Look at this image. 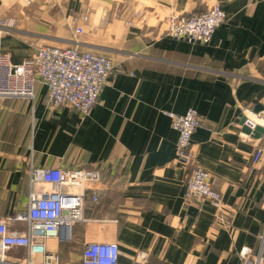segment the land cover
I'll return each instance as SVG.
<instances>
[{
	"label": "crops",
	"instance_id": "obj_1",
	"mask_svg": "<svg viewBox=\"0 0 264 264\" xmlns=\"http://www.w3.org/2000/svg\"><path fill=\"white\" fill-rule=\"evenodd\" d=\"M216 3L226 19L210 42L165 34L172 13ZM7 19L14 25L0 51L12 63L48 44L107 55L117 69L88 115L51 105L42 83L33 100L0 98V216L28 208L33 168H94L99 201L86 205L71 240L48 242L60 264H82L85 243L96 240L117 242L119 264H242V247L258 250L264 151L254 155L264 134H247L241 121L249 115L264 127V0H0V23ZM190 107L201 118L193 150L221 208L184 197L179 134L164 111Z\"/></svg>",
	"mask_w": 264,
	"mask_h": 264
},
{
	"label": "built area",
	"instance_id": "obj_2",
	"mask_svg": "<svg viewBox=\"0 0 264 264\" xmlns=\"http://www.w3.org/2000/svg\"><path fill=\"white\" fill-rule=\"evenodd\" d=\"M89 18L88 14L81 16L83 22ZM225 19L226 13L218 3L201 13H172L167 17L165 34L192 44H206ZM77 20L74 17L72 21L75 31L82 33L83 25L77 24ZM13 24L11 19L0 23V43L2 32L10 30ZM116 69L111 57L79 46L38 44L33 55L20 63H12L9 55L0 51V98L33 100L36 84L42 83L51 105H69L88 115ZM164 113L179 134L177 158L186 167L185 199L208 198L221 208V193L198 164L193 150L192 137L201 125L198 111L190 107L184 113ZM244 124L254 130L257 122L246 115ZM263 151L264 146H259L254 159L258 160ZM100 179V171L94 168H33L28 208L11 217L0 216V264H60V255L50 250L48 242L52 238L64 242L72 239V227L84 219L86 205L99 201V193L92 185ZM14 223H23L25 228H14ZM239 253L242 264H264V232L256 252L244 246ZM119 254L115 241H89L82 249V264H119Z\"/></svg>",
	"mask_w": 264,
	"mask_h": 264
},
{
	"label": "water",
	"instance_id": "obj_3",
	"mask_svg": "<svg viewBox=\"0 0 264 264\" xmlns=\"http://www.w3.org/2000/svg\"><path fill=\"white\" fill-rule=\"evenodd\" d=\"M246 120V117H243L241 124L243 125V131L246 132L247 134H252L254 137L259 138L264 134V127L261 125H256L254 130H251L249 126L244 124Z\"/></svg>",
	"mask_w": 264,
	"mask_h": 264
},
{
	"label": "rangeland",
	"instance_id": "obj_4",
	"mask_svg": "<svg viewBox=\"0 0 264 264\" xmlns=\"http://www.w3.org/2000/svg\"><path fill=\"white\" fill-rule=\"evenodd\" d=\"M206 11V10H205ZM204 12V11H203ZM167 20V19H166ZM166 22V21H165ZM14 25V24H13ZM13 25H12V28H13ZM62 46H64V45H62ZM251 117V116H250Z\"/></svg>",
	"mask_w": 264,
	"mask_h": 264
}]
</instances>
